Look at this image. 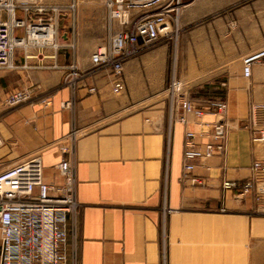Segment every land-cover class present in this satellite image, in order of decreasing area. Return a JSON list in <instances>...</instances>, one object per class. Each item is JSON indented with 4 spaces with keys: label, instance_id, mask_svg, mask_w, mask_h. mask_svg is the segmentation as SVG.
Returning a JSON list of instances; mask_svg holds the SVG:
<instances>
[{
    "label": "crops",
    "instance_id": "1",
    "mask_svg": "<svg viewBox=\"0 0 264 264\" xmlns=\"http://www.w3.org/2000/svg\"><path fill=\"white\" fill-rule=\"evenodd\" d=\"M219 1H187L172 43L160 39L124 64L119 94L90 60L110 35L103 0H64L57 46L18 49L17 68L0 71V169L38 154L46 181L60 182L59 144H73L78 264H264V211L221 188L248 179L258 155L247 125L251 107L264 105V54L248 77L242 61L264 52L255 19L264 0ZM71 65L85 74L74 88L64 83ZM172 79L199 106L227 104L225 152L195 162L202 185L181 179L184 133L203 132L205 143L215 118L172 123ZM19 89L32 90L29 103L7 109Z\"/></svg>",
    "mask_w": 264,
    "mask_h": 264
},
{
    "label": "built area",
    "instance_id": "2",
    "mask_svg": "<svg viewBox=\"0 0 264 264\" xmlns=\"http://www.w3.org/2000/svg\"><path fill=\"white\" fill-rule=\"evenodd\" d=\"M110 35L90 57L92 71L110 78L112 92L119 94L123 85L124 64L142 49L160 39L173 40L182 9L180 0H103ZM74 6H71L73 9ZM61 8L36 0H0V70H15L18 49L56 47V23ZM264 52L243 59V74ZM85 74L75 65L69 67L64 83L74 88ZM170 120L181 125L193 117L202 127L205 115L214 116L208 141L199 140L203 132L185 131L183 142V181L202 185L193 171L195 162L205 161L226 149L228 126L223 116L227 104L209 100L199 106L191 101L183 84L172 79L167 90ZM90 93L95 88L89 89ZM32 90L10 94L6 104L16 107L31 99ZM69 104H62L66 107ZM247 129L258 150L251 164L250 177L242 182L224 180V192L236 197L251 196L264 211V105L251 107ZM60 162L55 166L60 182L46 181L41 157L35 154L0 171V264H78V203L74 147L59 144Z\"/></svg>",
    "mask_w": 264,
    "mask_h": 264
},
{
    "label": "rangeland",
    "instance_id": "3",
    "mask_svg": "<svg viewBox=\"0 0 264 264\" xmlns=\"http://www.w3.org/2000/svg\"><path fill=\"white\" fill-rule=\"evenodd\" d=\"M38 2H41V3H43V4H47V5H61L62 3H63V1L64 0H37ZM187 1H189V0H180V2H181V6H182V9L181 10H183V7H184V5H185V3L187 2ZM213 2H220L219 0H212ZM257 7H259L260 9H263V5H259V6H257ZM255 19L259 22H262V20H264V11L263 10H261V14H257L256 16H255ZM69 30L71 31V26L69 27ZM178 33H179V31H178ZM59 34H60V32H59ZM177 34V33H176ZM178 35V34H177ZM177 38V37H176ZM76 39V38H75ZM175 39V38H174ZM56 40H60L61 41V38H60V36H58L57 35V37H56ZM55 40V41H56ZM170 42L172 43V40H170ZM87 45H88V43L87 42H84L83 44H82V46H83V48L85 47H87ZM262 48H264V46H261ZM261 49V48H260ZM140 54V53H139ZM138 54V55H139ZM0 71H10V70H0ZM179 81V80H178ZM169 84L170 83H168L167 84V86L165 87V90H167V88H168V86H169ZM183 87H184V85H183ZM19 90H22V89H19ZM16 91H18V90H16ZM15 91V92H16ZM14 93V92H13ZM12 94V93H11ZM10 95V94H9ZM8 95V96H9ZM8 98V97H7ZM6 101H7V99H6ZM6 101H5V104H6ZM26 103H29V101H27ZM26 103H23V104H26ZM23 104H21V105H23ZM21 105H18V106H16V107H19V106H21ZM16 107H9V106H7V104H6V108L7 109H13V108H16ZM10 166V165H9ZM9 166H7V167H9ZM5 167V166H4ZM3 169H5V168H1L0 169V171H2Z\"/></svg>",
    "mask_w": 264,
    "mask_h": 264
},
{
    "label": "bare ground",
    "instance_id": "4",
    "mask_svg": "<svg viewBox=\"0 0 264 264\" xmlns=\"http://www.w3.org/2000/svg\"><path fill=\"white\" fill-rule=\"evenodd\" d=\"M168 93V92H167Z\"/></svg>",
    "mask_w": 264,
    "mask_h": 264
}]
</instances>
